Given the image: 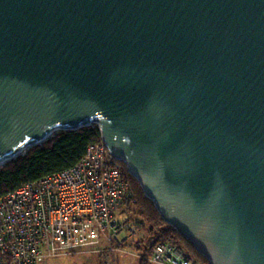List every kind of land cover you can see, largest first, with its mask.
Here are the masks:
<instances>
[{
    "label": "water",
    "instance_id": "1",
    "mask_svg": "<svg viewBox=\"0 0 264 264\" xmlns=\"http://www.w3.org/2000/svg\"><path fill=\"white\" fill-rule=\"evenodd\" d=\"M92 124L210 264H264V0H0V165Z\"/></svg>",
    "mask_w": 264,
    "mask_h": 264
},
{
    "label": "built area",
    "instance_id": "2",
    "mask_svg": "<svg viewBox=\"0 0 264 264\" xmlns=\"http://www.w3.org/2000/svg\"><path fill=\"white\" fill-rule=\"evenodd\" d=\"M130 199L123 167L101 139L75 165L0 198V264H48L56 255L114 250L136 233L125 214ZM149 260L201 264L168 242L156 244Z\"/></svg>",
    "mask_w": 264,
    "mask_h": 264
},
{
    "label": "trees",
    "instance_id": "3",
    "mask_svg": "<svg viewBox=\"0 0 264 264\" xmlns=\"http://www.w3.org/2000/svg\"><path fill=\"white\" fill-rule=\"evenodd\" d=\"M100 141L101 133L96 124L76 130L57 131L41 144L30 147L24 154L0 165V198L23 184L75 165L83 158L89 145ZM120 163L131 186V199L126 202V206L138 229L137 233L143 234L124 246H133L139 255L135 257L139 264H149L154 247L162 242L171 243L183 255L192 256L201 264H210L189 239L163 219L154 202L145 195L140 182L129 173L123 162Z\"/></svg>",
    "mask_w": 264,
    "mask_h": 264
},
{
    "label": "rangeland",
    "instance_id": "4",
    "mask_svg": "<svg viewBox=\"0 0 264 264\" xmlns=\"http://www.w3.org/2000/svg\"><path fill=\"white\" fill-rule=\"evenodd\" d=\"M42 179L43 178L37 181H40ZM125 210H126L125 214H128L130 212L127 206L125 207ZM135 230L137 233L138 229L135 228ZM136 233L132 234L131 236H128V238H126L123 242H121V244L118 245L117 248H115L114 250L106 251L103 254L98 252H91L87 254H77V253L61 254L49 258L48 264H106L107 261L109 262V264H139L138 260L135 258L136 256L138 257L139 255L137 252H136L137 254L135 253V251L132 248L133 246L132 247L124 246L125 243L132 242L134 241L135 238L139 239L143 235L139 231L137 235ZM149 264H157V263H153L149 260Z\"/></svg>",
    "mask_w": 264,
    "mask_h": 264
},
{
    "label": "bare ground",
    "instance_id": "5",
    "mask_svg": "<svg viewBox=\"0 0 264 264\" xmlns=\"http://www.w3.org/2000/svg\"><path fill=\"white\" fill-rule=\"evenodd\" d=\"M22 154V153H21Z\"/></svg>",
    "mask_w": 264,
    "mask_h": 264
}]
</instances>
